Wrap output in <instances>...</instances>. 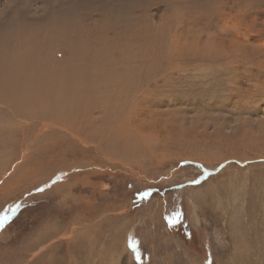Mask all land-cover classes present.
Instances as JSON below:
<instances>
[{"label": "rangeland", "instance_id": "rangeland-1", "mask_svg": "<svg viewBox=\"0 0 264 264\" xmlns=\"http://www.w3.org/2000/svg\"><path fill=\"white\" fill-rule=\"evenodd\" d=\"M106 55L132 77L90 129L117 133L45 126L35 110L89 124L74 84ZM15 205L0 264H264V0H0V213Z\"/></svg>", "mask_w": 264, "mask_h": 264}, {"label": "bare ground", "instance_id": "bare-ground-1", "mask_svg": "<svg viewBox=\"0 0 264 264\" xmlns=\"http://www.w3.org/2000/svg\"><path fill=\"white\" fill-rule=\"evenodd\" d=\"M156 36H157V34H156ZM110 39H113V38H110ZM95 58L96 57H94V59ZM99 58L100 57L96 58L95 59L96 61L94 60V61L90 62V60H89L87 62L86 70L84 69L85 79H83V81H82L83 83H81L82 79H78L77 80L78 84H76V83L74 84L76 91H78V92H76L78 94L77 98L79 101H81V105H84V107H85V104L88 105L86 108H84L86 115L88 114V116H89V114H90L93 118V119H91L89 116L90 120L88 119L89 120L88 125L81 124L80 120H76L74 118L75 116H73V115H75L76 112H74L71 115L73 117L70 116V118L67 119V116H63V115H58L57 117H55L52 115L53 113H51L47 110L44 111L43 108L35 110V112L37 111V112L41 113L42 115L45 114L46 117L49 116L48 118H50V122H48V124H45V126L52 125V127H53V125H54L56 128V131H58L59 133H64V134H66L65 132H67L66 135H69L71 138L80 142L82 145H83V143H82L83 141L79 140L81 137H84V138H89V137L90 138L91 137L92 138H100L102 136L104 137V135H112V134L114 135L117 133V132L110 133L108 131H111V130L106 131L107 128L103 129L102 127H101V131H99V132H97L98 129L91 130L90 128L92 127L91 124H94L97 122L102 123L103 121H101V119L110 118L106 115V113H105L106 111L104 109H100L99 107H103V108H104V106H107L109 108L117 107V109L119 107V110L121 111L122 102L123 103L125 102V98L128 95V91H126V89H124V86H126V85L123 84L122 81H123V79L128 80V78L132 77V76L126 77L125 74H123L122 72L112 71V70H118V69H116L117 66L115 67V65H118L117 64L118 61L121 63L124 59L114 58V56H113V58L112 57L110 58L109 55H106V57H102L100 59ZM26 59H28V58H26ZM89 59H90V57H89ZM26 64H27V62H26ZM122 74H123V76H122ZM60 76L58 77L59 80L57 79L58 81H55L57 84H55L54 91H55V89H59L62 92V94H65L68 92V88H70V85H69L70 83H67V82H70L72 79L69 80V78H68L69 81H67L65 77L60 78ZM62 76H63V74H62ZM73 80H74V78H73ZM28 81H30V80H28ZM28 81H27V83H28ZM74 81H76V80H74ZM46 84H47V82H46ZM82 85H84V86H82ZM121 86L123 89L121 88ZM81 89H82V92H79ZM43 95H44V93H43ZM39 113H38V115H39ZM114 113H116V114H114L113 118H115V120L117 121V123L115 122V126H118L120 124V122L118 121L120 113H117V112H114ZM94 114H100L102 118L100 117V120H98V119H96V117L98 115L96 117H94L93 116ZM54 117H55V119H54ZM83 120H84V118L82 119V122H83ZM99 121H101V122H99ZM109 124L112 125L111 123H109ZM87 126H88L89 130L87 129ZM94 126H96V125H94ZM110 128L113 129L112 126ZM118 128L119 127H117V129ZM112 131H115V130H112ZM116 131H118V130H116ZM118 137H120V136H118ZM116 139H118V138H116ZM85 140H86V142H88L87 139H85ZM89 141H90V139H89ZM69 142H72V141H69ZM68 146H69V144H68ZM104 149H106V148H104ZM111 150H112V148H111ZM112 153H114V152H112ZM206 156H210V155H206ZM201 160H203V159H201ZM60 181H59L60 184H62L63 181L62 180H60Z\"/></svg>", "mask_w": 264, "mask_h": 264}, {"label": "snow or ice", "instance_id": "snow-or-ice-1", "mask_svg": "<svg viewBox=\"0 0 264 264\" xmlns=\"http://www.w3.org/2000/svg\"><path fill=\"white\" fill-rule=\"evenodd\" d=\"M195 182V181H194ZM39 190V189H38ZM148 195V193L147 192H145V193H141V196L142 197H146ZM19 207V205H15V206H12V207H9L5 212H3V213H0V228H2L3 226H4V224L6 223V222H8L10 219H11V217H12V215H14L15 214V212H16V210H17V208ZM180 213L179 212H177L176 214H175V216L174 217H170L169 218V223H170V225L171 224H174V223H177L178 222V218L180 217ZM130 247L134 250V251H136V242L135 241H132L131 243H130ZM140 257H139V253L137 252L136 253V259H139ZM209 264H210V262H209Z\"/></svg>", "mask_w": 264, "mask_h": 264}]
</instances>
